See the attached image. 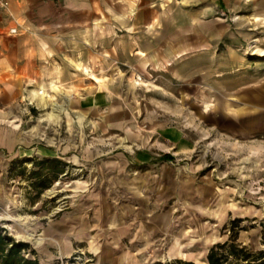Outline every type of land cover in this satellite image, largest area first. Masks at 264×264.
<instances>
[{
    "label": "rangeland",
    "instance_id": "1",
    "mask_svg": "<svg viewBox=\"0 0 264 264\" xmlns=\"http://www.w3.org/2000/svg\"><path fill=\"white\" fill-rule=\"evenodd\" d=\"M255 50L251 48L250 54ZM91 62L96 66L98 61ZM246 62L264 68V56L251 55ZM159 70L122 74L121 83L106 90L108 99L102 106L79 103L83 95L92 98L93 85L46 91L39 83L34 86L36 78L30 76L21 89L0 90V226L27 241L35 252L36 248L52 252L55 257L40 256L43 264L72 256L77 264L92 261L84 241L73 240V252L62 255L43 230L76 208L91 217L100 203L91 192L107 182L117 186L115 171L108 168L113 164L132 165L122 172L129 178L144 175L145 184L135 180L133 185L148 190L142 197L148 198L149 210L166 215L163 234L158 230L153 234L152 262L161 261L155 260L160 255L163 264H172L181 258L164 257V251L186 246L199 256L183 260L205 263L203 252L226 238L224 225L235 217L243 226L238 240L253 250L264 247V133L241 139L221 132L213 127L207 85L194 91L191 84L178 85L167 70ZM167 131L182 135V145ZM137 150L144 160L136 158ZM165 152L173 159L156 160ZM153 161L157 165L151 169L147 163ZM160 173L169 181H154L152 176ZM164 186L167 191L158 203L156 190ZM122 198L112 205H142L134 196ZM98 221L91 225L97 232L89 245L99 258L115 259L120 253L97 251L102 240Z\"/></svg>",
    "mask_w": 264,
    "mask_h": 264
},
{
    "label": "crops",
    "instance_id": "2",
    "mask_svg": "<svg viewBox=\"0 0 264 264\" xmlns=\"http://www.w3.org/2000/svg\"><path fill=\"white\" fill-rule=\"evenodd\" d=\"M254 47L255 55L249 52ZM251 55L264 56V0H0V90L4 91L21 89L30 83V76L36 78L34 86L39 83L46 91L85 90L93 85L92 98L83 95L79 103L102 106L108 99L106 90L111 84L115 89L122 74L138 76L162 68L178 85L191 84L194 91L207 85L213 127L244 139L264 133V68L249 66L246 59ZM95 59L96 66L91 62ZM165 134L182 145L179 133ZM135 153L144 160L140 151ZM158 156L156 160H165ZM147 164L151 169L157 165ZM128 166L132 169L130 164L108 166L115 171L117 186L107 182L91 192L100 202L91 217L76 208L43 230L62 255L73 252L72 241L77 240L84 241L85 250L93 256L89 264L154 260L149 253L153 234L155 230L163 234L166 215L149 210L148 198L142 197L148 190L133 185L135 180L145 184L148 179L144 175L129 178L122 173ZM133 168L138 170L135 164ZM152 178L169 181L166 173ZM164 190L166 186L156 190L158 203ZM127 195L142 205H112ZM96 220L102 230L97 251L120 253L115 259L99 258L89 245L97 232L91 226ZM184 247L168 248L164 257L199 256ZM134 252L138 254L133 256ZM36 255L39 260L40 256L55 257L38 248ZM155 260L162 258L157 255Z\"/></svg>",
    "mask_w": 264,
    "mask_h": 264
},
{
    "label": "trees",
    "instance_id": "3",
    "mask_svg": "<svg viewBox=\"0 0 264 264\" xmlns=\"http://www.w3.org/2000/svg\"><path fill=\"white\" fill-rule=\"evenodd\" d=\"M159 159L170 160L173 156L162 153ZM40 169V168H39ZM39 171V170H38ZM241 218L235 217L225 223L227 232L225 239L214 242L206 253V262L203 264H264V247L253 250L238 240ZM66 260L71 261V258ZM56 264L58 260L55 261ZM0 264H42L36 252L27 241L16 239L7 230L0 226ZM111 264V263H103ZM151 264H163L154 261ZM172 264H201L192 260L177 259Z\"/></svg>",
    "mask_w": 264,
    "mask_h": 264
},
{
    "label": "built area",
    "instance_id": "4",
    "mask_svg": "<svg viewBox=\"0 0 264 264\" xmlns=\"http://www.w3.org/2000/svg\"><path fill=\"white\" fill-rule=\"evenodd\" d=\"M10 32H15V29L11 28L10 29ZM70 258H71V261L66 260L67 258H59L58 259V263L59 264H77L76 263V257L75 256H72ZM81 264H84V262L81 263Z\"/></svg>",
    "mask_w": 264,
    "mask_h": 264
},
{
    "label": "bare ground",
    "instance_id": "5",
    "mask_svg": "<svg viewBox=\"0 0 264 264\" xmlns=\"http://www.w3.org/2000/svg\"><path fill=\"white\" fill-rule=\"evenodd\" d=\"M42 89V88H41ZM43 90V89H42ZM40 92V91H39ZM180 251V250H179ZM179 253V252H178ZM183 254V253H182ZM101 256H104L102 253H101Z\"/></svg>",
    "mask_w": 264,
    "mask_h": 264
}]
</instances>
